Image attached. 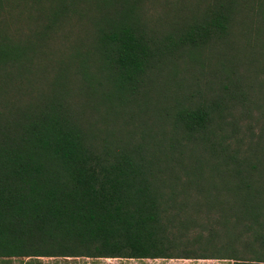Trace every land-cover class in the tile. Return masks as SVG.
I'll return each mask as SVG.
<instances>
[{
  "label": "trees",
  "instance_id": "trees-1",
  "mask_svg": "<svg viewBox=\"0 0 264 264\" xmlns=\"http://www.w3.org/2000/svg\"><path fill=\"white\" fill-rule=\"evenodd\" d=\"M12 257L264 264V0H0Z\"/></svg>",
  "mask_w": 264,
  "mask_h": 264
},
{
  "label": "rangeland",
  "instance_id": "rangeland-1",
  "mask_svg": "<svg viewBox=\"0 0 264 264\" xmlns=\"http://www.w3.org/2000/svg\"><path fill=\"white\" fill-rule=\"evenodd\" d=\"M202 77L198 67L188 60H177L175 64L166 67L153 84H148L149 94L153 100L163 95L175 96L192 89L194 83ZM177 97V96H176ZM127 120H130L126 117ZM137 117L133 118L135 120ZM138 124V123H137ZM0 264H232L231 260L223 259H125V258H89V257H38L13 258Z\"/></svg>",
  "mask_w": 264,
  "mask_h": 264
},
{
  "label": "crops",
  "instance_id": "crops-1",
  "mask_svg": "<svg viewBox=\"0 0 264 264\" xmlns=\"http://www.w3.org/2000/svg\"><path fill=\"white\" fill-rule=\"evenodd\" d=\"M13 258H16V257H12V258H8V260L9 259H13ZM112 259V258H111ZM146 259H148V258H146ZM158 259V258H157ZM8 260H6L5 262H8ZM2 263H4V262H2Z\"/></svg>",
  "mask_w": 264,
  "mask_h": 264
}]
</instances>
